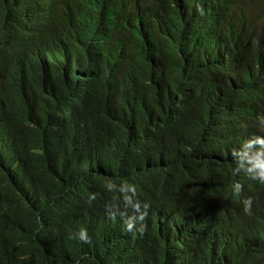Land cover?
Listing matches in <instances>:
<instances>
[{
    "label": "trees",
    "instance_id": "16d2710c",
    "mask_svg": "<svg viewBox=\"0 0 264 264\" xmlns=\"http://www.w3.org/2000/svg\"><path fill=\"white\" fill-rule=\"evenodd\" d=\"M263 8L0 0V264H264Z\"/></svg>",
    "mask_w": 264,
    "mask_h": 264
},
{
    "label": "clouds",
    "instance_id": "9594fccd",
    "mask_svg": "<svg viewBox=\"0 0 264 264\" xmlns=\"http://www.w3.org/2000/svg\"><path fill=\"white\" fill-rule=\"evenodd\" d=\"M264 9V8H263ZM261 26L260 20H258V30ZM259 34V31H258ZM259 143L264 144V139H261L258 141ZM253 168L255 169V172L252 175L253 179H258L261 183H264V160H261L259 158L256 159ZM242 188V185L239 182H236L234 185V190L239 193ZM94 198V197H93ZM251 203L252 198L248 197L244 201V211L250 212L251 211ZM128 230H131V225H128ZM73 238L78 239L79 241H82L83 243H87L90 240V237L87 235L86 229L81 228L77 233L74 234Z\"/></svg>",
    "mask_w": 264,
    "mask_h": 264
}]
</instances>
